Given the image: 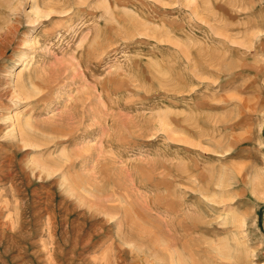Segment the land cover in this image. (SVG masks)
Segmentation results:
<instances>
[{"label":"rangeland","instance_id":"374dc122","mask_svg":"<svg viewBox=\"0 0 264 264\" xmlns=\"http://www.w3.org/2000/svg\"><path fill=\"white\" fill-rule=\"evenodd\" d=\"M0 53V264H264V0H0Z\"/></svg>","mask_w":264,"mask_h":264},{"label":"bare ground","instance_id":"6f19581e","mask_svg":"<svg viewBox=\"0 0 264 264\" xmlns=\"http://www.w3.org/2000/svg\"><path fill=\"white\" fill-rule=\"evenodd\" d=\"M1 52H3V51H1ZM4 53V52H3ZM0 54H2V53H0ZM25 66H26V63L24 62V68H25ZM18 124V123H17ZM21 126V125H20ZM22 128V127H21ZM20 131H21V129H19ZM19 131V132H20ZM18 132V131H17ZM19 135H22L21 133L19 134ZM22 137H24V136H22Z\"/></svg>","mask_w":264,"mask_h":264}]
</instances>
